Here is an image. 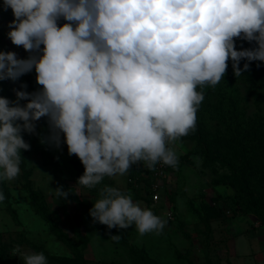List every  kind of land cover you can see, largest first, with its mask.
I'll list each match as a JSON object with an SVG mask.
<instances>
[{
	"label": "clouds",
	"instance_id": "1",
	"mask_svg": "<svg viewBox=\"0 0 264 264\" xmlns=\"http://www.w3.org/2000/svg\"><path fill=\"white\" fill-rule=\"evenodd\" d=\"M2 6L13 14L7 36L29 55L0 50V81L34 68L42 87L29 92L22 83L15 100L0 95V181L20 173L21 149L30 148L22 132H34L41 117L49 127L41 142L59 147L63 134L69 155L84 165L76 183L83 187L124 175L139 161L174 166L169 144L194 130L204 99L198 89L221 81L229 59L235 76L250 61L264 62V0H3ZM234 38L255 46L237 49ZM54 190L58 199L69 193ZM89 214L108 228L134 224L141 235L166 224L107 184ZM15 254L23 264H48L44 252L17 246Z\"/></svg>",
	"mask_w": 264,
	"mask_h": 264
},
{
	"label": "rangeland",
	"instance_id": "2",
	"mask_svg": "<svg viewBox=\"0 0 264 264\" xmlns=\"http://www.w3.org/2000/svg\"><path fill=\"white\" fill-rule=\"evenodd\" d=\"M2 5L0 50L26 58L28 51L7 36L13 14ZM234 39L237 49L255 46ZM227 63L221 81L198 89L204 99L194 130L170 142L178 160L156 203L145 198L144 179L131 178L130 170L91 189L76 184L84 165L69 155L63 134L59 147L41 142L49 133L46 117L35 121L34 132H22L30 148L21 149L20 173L0 181V263L23 264L15 254L19 246L44 252L48 264H264V83L235 76ZM254 63L264 77V62ZM22 83L29 92L42 87L33 68L16 81H0V95L15 100ZM105 184L150 208L166 220L164 228L141 235L134 224L108 228L94 221L89 209ZM57 187L69 190L66 199L56 198Z\"/></svg>",
	"mask_w": 264,
	"mask_h": 264
},
{
	"label": "trees",
	"instance_id": "3",
	"mask_svg": "<svg viewBox=\"0 0 264 264\" xmlns=\"http://www.w3.org/2000/svg\"><path fill=\"white\" fill-rule=\"evenodd\" d=\"M248 43H249V41L246 40L245 41L246 47H249ZM248 63H249V66L251 67V69H247L244 73L241 74V76L245 77L247 80H250V81H257L259 84L264 83V77H261L258 74V72H257L258 68L254 67V66H256L254 61H250ZM243 64L244 63L241 60L239 66L241 68H243ZM141 165H143V164H141ZM141 167H143V166H140L139 162H137L136 164H132L130 169H129L130 170L129 174L131 175V178H133V176H135V179H139V180L144 179V184H145L144 186H145V190H146L145 198H147V200H149V202L152 203V200L150 198V195L148 194V188H147L148 183L150 182V178L152 177V168H148L146 165H145L144 169H142ZM256 211L258 214L261 213L259 211L258 207H256ZM0 259H1V253H0Z\"/></svg>",
	"mask_w": 264,
	"mask_h": 264
},
{
	"label": "built area",
	"instance_id": "4",
	"mask_svg": "<svg viewBox=\"0 0 264 264\" xmlns=\"http://www.w3.org/2000/svg\"><path fill=\"white\" fill-rule=\"evenodd\" d=\"M41 47H43V45H41ZM143 167H145V163ZM171 168H173V166H169L161 162H158L154 167H152V177L150 178L147 188L148 194L150 195L153 203L159 201V198L161 199V193L163 194L165 192L163 181ZM166 215L170 218L172 211L168 210Z\"/></svg>",
	"mask_w": 264,
	"mask_h": 264
},
{
	"label": "crops",
	"instance_id": "5",
	"mask_svg": "<svg viewBox=\"0 0 264 264\" xmlns=\"http://www.w3.org/2000/svg\"><path fill=\"white\" fill-rule=\"evenodd\" d=\"M1 19V18H0Z\"/></svg>",
	"mask_w": 264,
	"mask_h": 264
}]
</instances>
